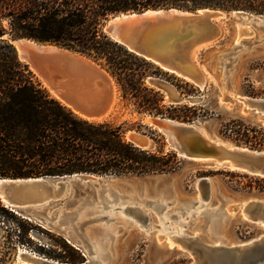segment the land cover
I'll return each mask as SVG.
<instances>
[{"label":"rangeland","instance_id":"obj_1","mask_svg":"<svg viewBox=\"0 0 264 264\" xmlns=\"http://www.w3.org/2000/svg\"><path fill=\"white\" fill-rule=\"evenodd\" d=\"M233 21L232 14H225L217 21L220 35L191 51L192 62L207 74L203 88L155 64L160 73H149L144 82L163 95L165 106L177 108L173 115L189 118L173 120L193 123L230 145L264 152V145H255L258 140L264 143V127L249 119V114H237L244 98L264 99V25L246 19H237L236 24ZM4 39L12 40L9 36ZM91 60L102 66L117 85L107 114L93 122L118 127L129 142V132L145 136L148 145L142 149L174 153L178 167L106 182L99 179L86 185L72 181L68 188L53 186L44 193V201L22 211L41 215L51 211L53 219L56 214L62 215V221L70 222V228L64 226L66 231L92 251V256L95 252L82 236L96 248L103 259L98 264H264V177L180 157L167 136L148 121L153 117L172 118L139 112L123 98L120 85L104 62ZM21 62L50 94L28 64ZM215 67L222 70L220 76L213 73ZM152 80L165 82L183 101L170 103V95L153 86ZM227 105L228 109L223 108ZM183 106L190 109H179ZM164 184L172 196L158 192ZM104 199L109 201L107 208L101 205ZM112 205L114 210L109 207ZM122 207L128 208L123 215ZM217 214L225 219V234L216 244L208 219ZM31 219L15 213L0 199V264H31L24 257L44 258L42 253H64L65 245L73 246L63 235ZM212 246H219L221 251L204 253Z\"/></svg>","mask_w":264,"mask_h":264},{"label":"trees","instance_id":"obj_2","mask_svg":"<svg viewBox=\"0 0 264 264\" xmlns=\"http://www.w3.org/2000/svg\"><path fill=\"white\" fill-rule=\"evenodd\" d=\"M169 7L264 14V0H0V179L75 173L145 175L178 167L174 153L137 147L125 140L118 127L88 121L53 98L4 39L56 43L102 60L123 98L139 112L186 120L187 116L173 115L177 108L165 106L163 95L145 85L149 73H160L158 67L129 52L103 30L113 14ZM258 141L256 146L264 145ZM63 251L42 254L62 263L84 262L78 250L65 245Z\"/></svg>","mask_w":264,"mask_h":264},{"label":"bare ground","instance_id":"obj_3","mask_svg":"<svg viewBox=\"0 0 264 264\" xmlns=\"http://www.w3.org/2000/svg\"><path fill=\"white\" fill-rule=\"evenodd\" d=\"M231 14L234 16L233 24H236L237 19H246L251 21H260L258 23L261 26L264 25V17L249 16L244 13L235 12ZM221 15L222 18L225 16L224 13H222ZM250 31L251 30H248V32ZM252 33L253 32L251 31V34ZM12 44L14 46H17V42H12ZM202 45L203 44H201L200 47H202ZM24 47V52L27 54V59H22V61L26 62L29 68L40 78V80L48 88L50 95L53 98L57 99L63 105L69 107L73 112H75L82 118L87 119L88 121L93 122L102 119L114 99L115 90L117 86L114 81V78H112L111 75L102 66L93 62L90 58L86 56L62 48H57L52 45L36 44L30 41H25ZM18 51L20 55L21 53H23L20 50ZM196 68L200 72V75L198 76V81H196L197 84H195L194 82L193 84L200 88H203L205 82H207V74H205V72L201 69L200 66H197ZM219 71L220 69L215 67L213 73L217 72V74L220 76L222 74V70L220 72ZM209 76L212 75L209 74ZM171 94L176 96L174 90L172 88H169V92H167V95L171 96ZM246 99L253 100L254 98H244L243 108L241 110H238L237 114L246 117L249 114V119L254 122H258L262 127H264V112H259L258 110H251L246 104ZM255 100H260V98H255ZM220 102H223L222 99ZM223 105L225 106V104ZM224 106L223 108L228 109V105L226 107ZM219 110L225 111L222 108H219ZM165 120L167 122L192 127L198 132L197 136L189 134L186 140L187 143L183 145L184 147L187 146V148L192 152L197 153L191 154L193 158L189 160L234 169L233 167L235 165L236 159H240L241 157H243L242 153H254L253 150H250L248 148L230 145L225 141H220L212 137L209 133L201 131L200 128H198L193 123H183L175 121L173 119ZM148 121H151V118L150 120L148 119ZM211 123L212 122L210 120L209 125ZM134 135L135 133L133 132H129L128 134L129 140L134 145L140 148H144L148 145V142L145 137L134 140ZM171 135L174 137L173 132L171 133ZM177 144L178 146L180 145V143ZM173 147L181 156L185 155V152L178 150L176 145L173 144ZM187 164L190 163L187 162ZM163 175L168 176L166 174ZM99 179L101 178H87L85 180H82L81 183L83 185H86L89 182L96 183ZM111 179L113 178H102L104 182ZM6 182H11V184L5 185L7 184ZM47 190L48 189L44 188L42 185L34 186L28 184L26 181H8L0 179V199L5 204V206L10 207L11 210L17 214L21 212V214L23 216H27L28 219L32 218L36 220L38 224L42 227L50 228V230L58 232L59 234L63 235L67 242L73 245L75 248L81 246L83 247L85 252H88L89 249H87V247H85V245L80 242L78 238L72 236L69 232L66 231L64 226L68 225L69 227L67 228H70V222L68 220L66 222L62 221V215L58 217V214H56L55 218L53 219V213H51V211L48 214L45 213L44 215H41L38 212L34 213L27 212L26 210L22 211L23 209L29 206H37L40 200L44 201V197L46 196L44 193H47ZM158 192L166 197H170L173 194L169 187L165 184L161 185V189ZM134 195L135 194H132L131 196ZM106 199H104V201L102 200V204H100L107 208L106 204L109 201ZM109 207L112 208V210L115 209V206L113 205ZM120 209L122 210L121 215H123L124 210L128 208L122 207ZM222 216L223 215L217 214L216 216L214 215L213 217L208 219L210 225V233L215 239L216 244L222 242L221 240L223 239L225 234V219ZM40 218H42V220ZM82 237L83 240L93 248L95 253L92 257L96 260V264H98V262L102 263L103 259L97 252L96 248H94L88 242L87 238H85L84 236ZM253 242L254 241H252L251 243ZM209 249L214 250L215 252L221 251V248H219V246H212L205 248L204 253L209 252ZM30 258H36V256H30ZM40 259L44 260L45 258L40 257ZM47 261L49 262L51 260L47 259Z\"/></svg>","mask_w":264,"mask_h":264},{"label":"water","instance_id":"obj_4","mask_svg":"<svg viewBox=\"0 0 264 264\" xmlns=\"http://www.w3.org/2000/svg\"><path fill=\"white\" fill-rule=\"evenodd\" d=\"M233 12L244 13L249 16L264 17V14H255L243 10L223 11L220 9L203 8L196 11H188L169 7L148 9L142 12L132 11L113 14L106 21L103 30L113 41L124 46L129 52L159 66L162 69L176 74L184 80L189 82L192 81L191 83L194 82L197 84L196 81H198L200 72L196 68L197 66L192 62L190 53L195 46L216 39L221 33V27L217 23V21L222 18L221 14H231ZM25 41H30L36 44L52 45L93 59L84 52L69 49L56 43L42 42L29 38L12 39L10 41L11 44L12 42H17V46L14 47L20 61H22V59H27V54L24 52ZM18 50L23 53L20 55ZM151 84L163 90L165 93L169 92L170 87L163 81L152 80ZM170 97V103L179 104L183 101V99L177 95L174 96L171 94ZM192 102L196 101L193 100ZM246 104L251 110L264 112V99H246ZM150 123L167 136L172 147L174 144L177 146L178 150L185 152L183 157L173 147L180 157L192 159L193 157L191 154H197L196 152L189 150L187 146H183L187 143L186 140L189 134L198 135V132L194 128L182 124L167 122L165 118L157 117L151 118ZM172 132L174 133V137L171 135ZM144 137L145 136L141 134H135L133 138L134 140H137ZM145 139L148 142L146 137ZM177 143H180L181 146H178ZM253 151L254 153H242L243 157L236 159L233 167L234 169L232 170L264 177V152L257 150ZM128 176L132 177L135 175L98 176L88 173H75L73 175H65L62 177L43 176L18 179L5 178L2 180H21L26 181L30 185H42L44 188L52 189L53 186L68 188L72 181L81 183L82 180L87 178L98 177L102 179ZM6 183L7 184L5 185L11 184V182ZM40 219L42 220V218ZM253 243L256 244V241ZM75 249L79 250L84 258H87V261L78 264H96V260L92 257V251L88 250V252H85L81 246ZM209 251L212 252L214 250L209 249ZM24 258L31 264H68L54 260L48 262L46 258L44 260L40 258H29L28 256Z\"/></svg>","mask_w":264,"mask_h":264}]
</instances>
